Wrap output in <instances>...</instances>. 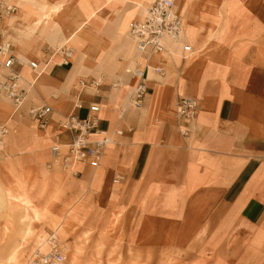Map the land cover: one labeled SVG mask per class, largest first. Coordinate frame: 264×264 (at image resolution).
Segmentation results:
<instances>
[{
  "label": "crops",
  "instance_id": "1",
  "mask_svg": "<svg viewBox=\"0 0 264 264\" xmlns=\"http://www.w3.org/2000/svg\"><path fill=\"white\" fill-rule=\"evenodd\" d=\"M181 1L182 11L175 7L185 18L184 33L176 41L165 39L168 49L159 55L140 54L120 45L126 26L142 20L146 8L141 4L146 0H37L38 4L20 0L19 10L15 4L17 12L7 21L6 16L0 19V47L9 46L14 69L25 79L28 106L52 107L48 121L52 130L71 114L85 118L91 104L100 107V127L124 129L122 144L108 148L97 169L82 165L80 181L88 184L89 190L110 193L117 184L125 198H140L139 203L144 198L145 205L167 202L171 209L183 210L185 222L198 210L196 226L204 223L200 218L208 214V224L222 223L233 237L238 233L245 239H262L264 48L242 58H207L198 47L206 43L205 47H222L217 42L219 30L212 41H206L208 29L201 30L198 24L203 12L200 0H194L189 13L186 1ZM136 3L141 7L135 9ZM82 21L88 23L79 36L84 35L88 42L82 39L86 58L80 61L79 70L73 71L75 45L73 60H65L63 53L55 62H47L55 45L41 27L48 22L68 24L71 30L69 27L76 28ZM184 43L192 45L190 52L184 50ZM226 61L234 64L229 70L219 66ZM147 62L151 67L149 71L145 68L147 94L144 106L137 110L132 100L140 80L130 72ZM43 66L47 67L42 71ZM156 68L162 71L158 73ZM100 75L105 79L98 91H82L80 98L74 95L73 86L82 78L95 81ZM4 76L5 70L0 69V79ZM180 97L199 99L200 110L194 120L177 115ZM82 113L84 117H80ZM184 129L187 135L182 133ZM59 134L61 143L70 141L68 131ZM119 175L124 179L115 183ZM92 176L101 182L92 185Z\"/></svg>",
  "mask_w": 264,
  "mask_h": 264
},
{
  "label": "rangeland",
  "instance_id": "2",
  "mask_svg": "<svg viewBox=\"0 0 264 264\" xmlns=\"http://www.w3.org/2000/svg\"><path fill=\"white\" fill-rule=\"evenodd\" d=\"M185 1L189 13L194 0ZM15 2L18 6L20 0ZM199 4L203 12L198 24L208 29L206 41H212L218 29L222 45H200L202 55L224 61L227 55L242 58L264 48V0ZM233 65L226 61L219 66L229 70ZM29 102L18 108L0 95V128L8 132L0 130V264H28L35 251L44 248L51 230L67 247L64 264H264V236L233 237L222 223L208 224V214L196 226L198 210L185 222L184 211L171 209L170 203L145 205L144 198L141 203L140 198H125L117 184L114 192L98 194L80 181V175L57 174L51 139L63 130L59 125L41 128L27 113ZM93 176L95 186L101 179Z\"/></svg>",
  "mask_w": 264,
  "mask_h": 264
},
{
  "label": "built area",
  "instance_id": "3",
  "mask_svg": "<svg viewBox=\"0 0 264 264\" xmlns=\"http://www.w3.org/2000/svg\"><path fill=\"white\" fill-rule=\"evenodd\" d=\"M16 0H0V19L4 15L9 16L16 11ZM147 16L142 20H133L131 22V34L136 41L137 49L140 52H161L168 49L164 38L172 40L181 38L184 33V20L182 14L175 8V0H154L147 9ZM185 44V43H184ZM192 45L185 44L184 50L190 52ZM15 58L13 55L6 57L0 63L10 70L0 79V95L11 100L12 104L20 107L26 98V90L19 83V72L14 69ZM33 68H37L35 62H30ZM162 70L157 69L160 73ZM146 70H143L141 80L135 90L134 107L141 110L142 103L146 97L147 83L145 81ZM97 84L99 87L102 83L93 81L91 84ZM80 106V105H79ZM200 101L196 97H180L177 101L176 108L178 114L186 120H194L200 110ZM85 118H78L71 114L60 121L59 128L70 134L69 146L67 151L62 150L60 143V134H57L52 142L50 154L52 163H57L63 171L71 170L73 176L81 174V169L77 165L89 166L97 169L103 162L106 149L117 142L118 138L124 134V129H115L109 133V128L100 127L99 105L91 104ZM30 118L36 120L41 128H45L49 117L52 113L50 105H31L27 110ZM2 134L8 132L5 127L0 128ZM131 130V129H130ZM184 135L188 131H182ZM122 176H117L114 180L119 182ZM48 242L46 249H37L33 255L32 264H64L67 260L66 245L61 241L58 233L52 231L46 237Z\"/></svg>",
  "mask_w": 264,
  "mask_h": 264
},
{
  "label": "bare ground",
  "instance_id": "4",
  "mask_svg": "<svg viewBox=\"0 0 264 264\" xmlns=\"http://www.w3.org/2000/svg\"><path fill=\"white\" fill-rule=\"evenodd\" d=\"M154 0H149L148 2H153ZM29 2L30 3H34V4H38V2H37V0H29ZM124 2V1H123ZM150 3H148V6H147V3L146 4H144V5H141L142 6V9H143V7L144 8H146V11H143L142 10V12H144V14H143V17H142V19H144L146 16H147V14H148V12H147V9H148V7H149V5H150ZM181 3H182V1L181 0H175V4L177 5V7L182 11V8H183V6L181 7ZM29 4V3H28ZM40 4H41V2H40ZM32 6V5H31ZM141 6H139L138 4H134V8L135 9H138L139 7H141ZM27 7V6H26ZM176 8V7H175ZM125 11V10H124ZM99 13H101V12H99ZM14 14V13H13ZM101 14H104V13H101ZM145 14H146V16H145ZM11 16V15H10ZM68 21V20H67ZM86 21V20H85ZM85 21H82L79 25H77V27L76 28H71V27H69L71 30H69L68 29V24L66 25V26H64V25H59V24H57V23H52L51 25H49V23L48 22H46L41 28V31L43 32V34L46 36V38L47 39H49V41L53 44V45H55V49H54V52H53V54L50 56V58H48L47 59V62H55V60L54 59H56L55 57L56 56H58L59 54H63V53H65V60H73V57H74V53H75V50H74V48L72 47V45L74 46H77V54H76V57L74 58V67H73V71H75L76 72V70H79V68L78 67H80V65H81V62L80 61H82L84 58H86V53H85V50H83L82 49V39H84L86 42H88L87 41V39L86 38H83V37H85L84 35H81V36H79V33L81 32V30H84L85 31V29H86V27H87V23L85 22ZM85 22V23H84ZM69 23V22H68ZM78 23V22H77ZM102 24H104V23H102ZM130 26H131V22L126 26V28H125V30L122 32V36H121V43L122 44H120V45H125V46H128L129 47V49L130 50H135L137 53H140V54H142L143 52H147V51H143V52H140L138 49H137V45H136V41H135V39L133 38V36H132V34H131V28H130ZM105 27V26H104ZM102 29V28H101ZM104 29H106V28H104ZM102 32V31H101ZM116 32V31H115ZM103 33V32H102ZM119 39V40H120ZM132 39L134 40V43H133V41H132ZM165 39H171V38H168V37H165L164 38V40ZM180 39V38H179ZM179 39H177V40H179ZM172 40V39H171ZM174 41H176V40H174ZM119 42V41H118ZM7 43V42H6ZM164 51V50H163ZM163 51H161V52H163ZM133 52V51H132ZM161 52H159V53H157V52H152V53H155V55H159V54H161ZM11 53H10V48H9V46L8 45H3V46H1L0 47V63L2 62V61H4L5 59H6V57H8L9 55H10ZM12 55V54H11ZM46 62V63H47ZM50 65V64H49ZM47 67V66H46ZM45 66H43V68H42V71L46 68ZM148 68V71H149V69L151 68L150 67V65H149V62H147V64H146V66H144L143 68H141V67H134L132 70H131V75L133 76V77H135L137 80L139 79V80H141V75H142V72H143V70H145V68ZM0 69H4L5 70V75L6 74H9L10 73V70L9 69H7V68H5L4 66H1L0 67ZM41 71V72H42ZM130 71V70H129ZM156 71H157V68H156ZM73 73V72H72ZM144 77H145V81H146V83H148V77L146 76V75H144ZM105 78H103V76H99V77H97V82H101V83H103V80H104ZM18 80H19V83H20V85L22 86V88H25L24 86H23V83H22V81H25V79H24V77L22 76V74H20L19 73V76H18ZM88 81H90V82H88ZM92 80H90L89 78H82L80 81H79V83H77V84H75L73 87H74V92H75V94L74 95H76V97L77 98H80V94H81V92L82 91H85V90H89V91H91V92H95V91H98L99 90V87L97 86V84L95 83H93V84H91L92 82H91ZM138 86V85H137ZM137 88V87H136ZM136 88H135V90H136ZM135 90H134V92H135ZM133 92V93H134ZM135 94V93H134ZM27 95V94H26ZM55 98H57V96H54ZM28 99V96H26V98H25V101ZM24 101V102H25ZM132 103H133V105H134V97H133V100H132ZM78 105V104H77ZM95 105V104H94ZM176 105H177V102H176ZM76 106V105H75ZM144 106V102L142 103V107ZM176 107V106H175ZM99 111H100V107H99ZM101 112V111H100ZM100 112H99V116H100ZM177 115L180 117V118H182L179 114H178V108H177ZM47 124H48V122H47ZM47 126V125H46ZM115 129H122V128H115ZM115 129H113V130H110L109 131V133H112ZM65 130V129H64ZM63 130V131H64ZM67 131V130H66ZM125 132V131H124ZM121 137L122 136H120L119 138H118V141L117 142H113V144H116V143H119V141H120V139H121ZM61 143V142H60ZM62 144V150H63V152L64 151H67V148H68V146L70 145L69 144V142H67V143H61ZM113 144H111L108 148H110V147H112V145ZM107 148V149H108ZM106 149V150H107ZM106 152V151H105ZM51 161H52V159H51ZM56 164V168H58V170L59 171H61V172H66L67 174H72V171L71 170H65V171H63L62 169H61V166L60 165H58L57 163H55ZM102 164V163H101ZM77 167V169H81L82 168V165H77L76 166ZM98 168V167H97ZM73 175V174H72ZM119 176H122V178L124 179V176L123 175H119ZM122 179V180H123ZM118 183H120V181L118 182ZM35 213V212H34ZM55 233H58L57 231H55ZM59 235V234H58ZM60 237V236H59ZM61 239V238H60ZM62 241V240H61ZM44 248L43 249H41V250H44V249H46V247H47V244H48V242H46V238L44 239ZM38 249H40V248H38ZM66 252H67V249H66ZM35 254V253H34ZM33 254V255H34ZM33 255H32V257H33ZM67 256V255H66ZM31 257V258H32ZM30 258V261L28 262V264H32V259Z\"/></svg>",
  "mask_w": 264,
  "mask_h": 264
}]
</instances>
